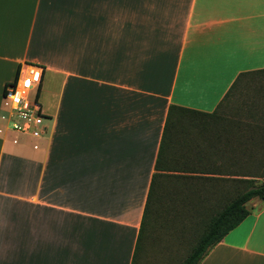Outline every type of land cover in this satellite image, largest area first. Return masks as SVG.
<instances>
[{"label": "crops", "instance_id": "obj_1", "mask_svg": "<svg viewBox=\"0 0 264 264\" xmlns=\"http://www.w3.org/2000/svg\"><path fill=\"white\" fill-rule=\"evenodd\" d=\"M26 63L50 138L0 134V264H137L162 148V174L190 160L210 201L260 155L264 91L238 100L264 81V0H0L1 101ZM172 108L217 116L164 142ZM248 208L200 264H264V200Z\"/></svg>", "mask_w": 264, "mask_h": 264}, {"label": "rangeland", "instance_id": "obj_2", "mask_svg": "<svg viewBox=\"0 0 264 264\" xmlns=\"http://www.w3.org/2000/svg\"><path fill=\"white\" fill-rule=\"evenodd\" d=\"M6 75V68L0 71V88L1 81ZM251 79V82L247 83L246 93L241 94L239 102L248 97L250 93L254 94L256 92L257 94L258 91L264 90V81L262 82L260 77L251 76ZM47 91L48 88H44L42 101L46 112L51 114L44 98ZM232 111L241 113L240 106L235 103ZM2 112L3 106L0 94V114ZM230 114H233V112H230ZM47 124L51 127L50 122H47ZM187 162L190 163V160ZM257 162H259L258 166L261 165L264 168V158H254V168ZM172 167L173 170L177 169V171L183 168L182 164H172ZM166 175L169 177H163L158 181L160 188H158L157 201L147 218L145 229V238H148V240L138 253L137 264H181L196 245L204 231L205 224L225 203L220 200L221 198H217L218 195L211 201L209 198H205L206 194H202L200 197L199 185L202 183L200 182L201 179L182 173ZM253 176L264 178V171H254ZM263 178L256 182L261 183ZM238 189L241 192V188L238 187ZM203 200L205 201L203 202Z\"/></svg>", "mask_w": 264, "mask_h": 264}, {"label": "trees", "instance_id": "obj_3", "mask_svg": "<svg viewBox=\"0 0 264 264\" xmlns=\"http://www.w3.org/2000/svg\"><path fill=\"white\" fill-rule=\"evenodd\" d=\"M253 115L254 117H261L259 111ZM262 115L264 121V114ZM212 116L217 115L212 114ZM212 116H208L206 114L194 112L187 109L172 108L165 129L164 142L167 139H170L171 135L196 132L197 128H200V123L207 122L204 117ZM190 124H192V126H190ZM253 131V146L255 149L258 148V152L260 153V155L255 154L252 157L247 158V169L249 170L246 173L238 172L236 174V176L238 177H247L248 179L237 180L235 182L236 185L234 186V189L228 193L226 192L225 194H223L222 198L220 199L221 201L225 202L224 204H222L223 207L219 211H217L205 224L204 231L200 235L196 245L191 249L188 256L181 264H200L212 248L221 243L231 231L236 229L250 215L251 212L248 208V204H250L255 199L264 200V178L253 176L254 171H264V168L261 167V165L258 166L260 161L257 162L255 168L253 167L254 158H264V123L254 125ZM162 153H160L158 157L157 173L154 175L148 197V202L146 205V210L141 227V234L137 245V252L135 255L136 261L138 260V253L145 245V242L148 240V238H145V229L147 225V218L151 213L154 203L157 201V193L159 192L158 188H160L158 180L163 177H169L166 174H162V163L165 158ZM236 163H243V158H237ZM188 164L189 163L184 165L182 170L180 171H177V169L171 171L173 173L183 172L182 174L184 175H190L194 178L201 179L202 183L200 184L204 186V180L207 181L208 178H202L201 175H206L208 173L202 171L204 169L198 170L196 167L191 168V166H188ZM261 178H263V181L261 183L256 182L259 181ZM238 187L241 188V192ZM204 191L206 190L200 189V197ZM208 197L210 196L206 194L205 198L208 199ZM205 200H203V202Z\"/></svg>", "mask_w": 264, "mask_h": 264}, {"label": "built area", "instance_id": "obj_4", "mask_svg": "<svg viewBox=\"0 0 264 264\" xmlns=\"http://www.w3.org/2000/svg\"><path fill=\"white\" fill-rule=\"evenodd\" d=\"M43 74L42 66L24 64L17 78L5 87L0 114V134L14 136L15 144L20 138L31 140L34 149L49 133V116L40 100Z\"/></svg>", "mask_w": 264, "mask_h": 264}]
</instances>
